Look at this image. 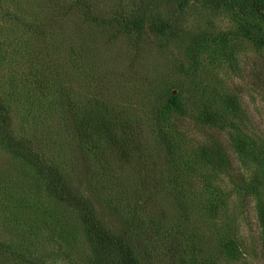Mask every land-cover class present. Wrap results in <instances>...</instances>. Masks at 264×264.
Segmentation results:
<instances>
[{
  "label": "rangeland",
  "instance_id": "374dc122",
  "mask_svg": "<svg viewBox=\"0 0 264 264\" xmlns=\"http://www.w3.org/2000/svg\"><path fill=\"white\" fill-rule=\"evenodd\" d=\"M71 2L0 0V94L14 133L32 137L104 227L127 229V245L143 241L142 257L134 250L139 264H264L254 198L228 171L198 158L215 137L243 170L230 144L237 133L203 121L205 111L230 108L229 98L242 113L237 123L256 145L264 143V47L236 38L241 21L230 6L188 1L176 28L160 36L131 25L165 17L174 0H85L100 20L76 6L58 17V5ZM248 12L264 30V20ZM61 87L60 101L79 110L76 130L88 131L98 148L71 124V109L58 102ZM103 121L128 146L127 158L110 145ZM243 167L249 179L256 166ZM81 220L0 147V241L42 264H95ZM230 240L234 256L224 248Z\"/></svg>",
  "mask_w": 264,
  "mask_h": 264
},
{
  "label": "trees",
  "instance_id": "16d2710c",
  "mask_svg": "<svg viewBox=\"0 0 264 264\" xmlns=\"http://www.w3.org/2000/svg\"><path fill=\"white\" fill-rule=\"evenodd\" d=\"M72 1L73 2H71L68 7H64L60 4L58 5V17L65 18V16H67L66 14H68L73 6H76L78 11L83 7L84 14L90 16L93 20L98 19L93 13L96 10L92 8V5H88L85 0ZM188 1H200L217 7L230 6L235 8L238 13V18H240L239 20L241 21V27L237 31L236 38L241 42L251 43L258 48L264 47V30L253 23V17L250 16L248 12V10H252L258 15V17L264 20V0H174V5L170 7V13L165 15V17L155 18L151 22L147 23V25H144L140 20H138L137 23L131 25V27L138 33L144 32L146 26L148 32L155 35L164 36L171 33L172 30L176 28L175 23L180 10L187 4ZM88 13L91 15H88ZM36 27L40 29V35L43 36L42 26L36 25ZM39 55L42 56L43 54L39 52ZM229 58L230 60H233V56L229 55ZM41 63H44V61H41ZM50 74L51 76L53 75V73ZM54 75L57 77L58 72H55ZM43 80L46 81L47 79ZM41 85L42 89L50 88L49 84L46 82H43ZM64 91L65 87H61L58 102L62 107L71 109V124L73 123V127L76 130L75 115L76 111L79 110L77 109V106L72 107L70 103H63L60 101ZM168 102L170 103V101ZM227 104L230 108L226 109L224 113L220 110L205 111L203 114V121L213 126L223 127V125H228L234 132L237 133L234 138H231L230 144L233 148L232 154L238 158L241 157L240 161L242 162L240 163L242 164L241 167L243 170H245L243 165L247 166L249 163H253L256 166L252 171L251 177L248 179L243 170L239 171L234 167L227 147L217 141L215 137L214 140H211L210 144H204L199 147L198 158L200 162L207 164L218 171H228L233 183L243 189L246 195L254 198L257 216L261 224L260 241L258 246L260 253L264 258V143L256 145V143L250 139V135L245 132V129L237 123L236 120L241 123L242 113L235 101L229 98L227 100ZM97 113L98 112H96V115ZM101 119L103 120L105 118L101 117ZM10 122L8 107L5 105L0 94V147L5 149L9 154H13L18 157L22 163L31 170L33 177L40 182L45 190L56 201L65 203L73 209L80 211L81 221L83 222L85 228L87 240L93 247L95 264H139L137 256L134 254V250L136 247L137 252L141 256L140 252H143L144 250L143 245H141L143 241L134 240V247L127 245L125 242L127 240V229L126 231L123 230L115 233L104 227L99 220L100 218L98 217L94 206L87 200L86 196L73 185L71 180L63 177L58 169L50 163L45 156L36 151L33 146V142L30 139L32 137L28 138L16 135L10 125ZM102 125L104 126V131L107 133L110 145L115 148L117 147L120 150V153L127 158L129 156L128 146L126 145L123 147L122 142L117 137L113 127L110 128L107 122L104 124L103 121ZM64 126L67 128L66 124ZM76 131L78 132L79 137L83 134L85 137H83L84 143L88 141L94 145L95 149L98 148L97 145H95L97 140H95V138L92 137L88 131H83L82 134H80L79 130ZM115 143H117V145H115ZM208 211L212 215L217 213L215 212L216 207L213 204L209 205ZM137 227L142 229L143 226L140 224L137 225ZM144 233L148 236V229L145 228ZM144 233L143 236L145 235ZM224 248L228 250L229 254L234 256L237 253L238 247L235 244V240H230L225 243ZM22 250V246L11 244L10 242L0 241V260L6 261L10 258L14 261H23L26 264H42L40 258L38 259L37 256L31 254L30 252L23 253L21 252Z\"/></svg>",
  "mask_w": 264,
  "mask_h": 264
}]
</instances>
